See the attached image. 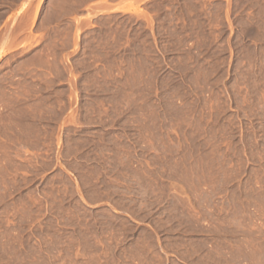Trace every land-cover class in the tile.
<instances>
[{"label": "rangeland", "instance_id": "rangeland-1", "mask_svg": "<svg viewBox=\"0 0 264 264\" xmlns=\"http://www.w3.org/2000/svg\"><path fill=\"white\" fill-rule=\"evenodd\" d=\"M101 1L0 0V264H264V0Z\"/></svg>", "mask_w": 264, "mask_h": 264}, {"label": "crops", "instance_id": "crops-1", "mask_svg": "<svg viewBox=\"0 0 264 264\" xmlns=\"http://www.w3.org/2000/svg\"><path fill=\"white\" fill-rule=\"evenodd\" d=\"M94 7H100V8H108V9H110V8H112V7H110V6H116V4H118V6L115 8V9H120L121 7H120V3L119 2H117V3H111V2H102L101 0H99V2H94ZM136 6H135V4L133 5V7L131 8V9H134Z\"/></svg>", "mask_w": 264, "mask_h": 264}]
</instances>
